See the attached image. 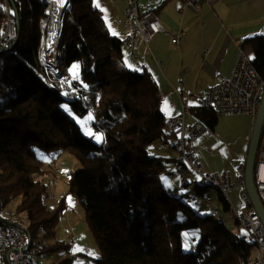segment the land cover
I'll return each instance as SVG.
<instances>
[{"label": "trees", "instance_id": "1", "mask_svg": "<svg viewBox=\"0 0 264 264\" xmlns=\"http://www.w3.org/2000/svg\"><path fill=\"white\" fill-rule=\"evenodd\" d=\"M12 2L19 29L0 53V209L19 198L16 211L26 214L32 236L40 225L43 236H53L57 211L42 201L47 186L39 179L43 162L34 149L64 150L81 165L68 174V183L100 250L98 264H252L255 242L237 220L234 231L212 213L198 215L162 182L167 158L146 150L170 137L158 88L148 71L124 66L123 40L97 27L102 16L92 0H70L64 11L58 76L39 59V20L46 4ZM8 15L14 19L10 0H0V40ZM241 46L251 48V62L264 77V30ZM64 105L75 117L91 114L92 136L82 133ZM192 111L214 129L219 119L214 110ZM94 135L102 138L95 141ZM205 189L200 184L195 191ZM218 200L229 210L223 196ZM190 230L199 237L194 241L188 234L194 242L185 250L181 233ZM61 247L57 242L42 251ZM71 262L65 257L56 264Z\"/></svg>", "mask_w": 264, "mask_h": 264}, {"label": "crops", "instance_id": "2", "mask_svg": "<svg viewBox=\"0 0 264 264\" xmlns=\"http://www.w3.org/2000/svg\"><path fill=\"white\" fill-rule=\"evenodd\" d=\"M121 1L125 6L126 2ZM139 2L142 4L140 5ZM137 5L141 11L146 8L155 9L164 32L151 37L147 44L138 39L134 47V56L131 55V47L126 42L125 59L128 64H133L129 69L142 67V70L150 73L158 88L161 110L166 119L179 114L181 104L184 103L189 107L188 112L185 113V124L191 125L197 120L193 116L192 109L198 107L193 95L203 93L211 87L215 83L216 75L228 76L234 67L240 44L246 38L264 30V0H211L198 11L191 8L180 10L178 0H138ZM122 26L114 31H109L107 27V31L110 35L125 40L128 32L126 20ZM175 35L176 42H172ZM240 115H242V123H234L233 117L238 115L226 116L227 119L222 122L223 124L218 119L214 129L207 128L195 141L196 157L200 163V159L202 160L203 169L210 173L228 171L232 181L237 180L240 174L239 163L245 161L255 118L248 114ZM236 128H239L241 133L239 136L237 133L234 137L232 132ZM232 146L237 147L235 154ZM158 152L161 157L167 158L164 161L162 175L165 177H162V182L168 190H181V186H186L188 180L182 184L180 178L172 172L173 169L177 170L174 163L175 149L173 146L164 147ZM213 158L225 162L223 169L211 167L214 165ZM171 162L173 165L169 168L168 164ZM233 165L234 169H232ZM189 173L190 171L187 176ZM230 192L232 196L241 198L238 188H231L228 195ZM207 199L204 203L198 204L210 205L211 213L213 206L219 208L217 202L209 198L210 203H208ZM229 203L236 209L230 199ZM228 211L234 224L232 211L230 208ZM217 216H220V212ZM222 219L230 227L228 218Z\"/></svg>", "mask_w": 264, "mask_h": 264}, {"label": "built area", "instance_id": "3", "mask_svg": "<svg viewBox=\"0 0 264 264\" xmlns=\"http://www.w3.org/2000/svg\"><path fill=\"white\" fill-rule=\"evenodd\" d=\"M124 1L126 4L123 10V16L128 25V32L125 40L131 47V55L134 56V47L138 39H141L147 44L151 37L164 32V27L158 15L152 9L146 8L141 11L137 5L138 0ZM178 1L180 3V10L191 8L194 11L200 10L202 6L211 2V0ZM43 2L46 4L44 8L46 9V17L40 18L41 37L39 50L42 58L43 34L49 26V21L53 15L51 8L52 0H43ZM62 17L63 14L59 20V26L62 23ZM8 19L10 23L8 28H10V31L7 32V41L15 36L14 19L9 15ZM172 42H176V35L172 38ZM241 44L238 48L237 58L231 73L228 76L222 74L216 75L215 83L211 87L203 93L193 95L198 107L214 110L220 116L240 114L256 115L264 92V77L254 67L250 56L245 53ZM54 67L56 70L52 71V73L58 76V68H56V65H54ZM188 110L189 107L182 103L181 112L167 119L168 134L174 142H180V149H175L177 153L175 164L178 170L183 171V162H191L192 171L197 173L199 178L219 181L224 190H230L231 188H238L240 190L243 205L237 210L239 215L238 223L254 240L256 249H259V259L256 264H264V226L257 212L254 210L245 189L243 178L245 162L242 161L239 163L238 170L240 174L235 181H232L231 174L228 171L214 173L206 172L196 157L195 141L207 130V126L200 120H196L191 125H186L185 113H187ZM187 173L188 171H183V179L187 176ZM254 184L256 192L264 207V124L256 155ZM207 202L210 203L209 199H207ZM1 211L0 209V216L4 221V230H0V243H4V236H11L13 239V246L6 247V250L12 252V264H31L29 253L22 252V245H25L23 231L16 227V224L9 223L8 217L3 216ZM216 213H219L218 207H216ZM75 239L76 237L72 236L73 242ZM68 254L72 261H80L82 264H85V259L72 255L71 253Z\"/></svg>", "mask_w": 264, "mask_h": 264}, {"label": "rangeland", "instance_id": "4", "mask_svg": "<svg viewBox=\"0 0 264 264\" xmlns=\"http://www.w3.org/2000/svg\"><path fill=\"white\" fill-rule=\"evenodd\" d=\"M92 3L96 8L100 10L102 16L103 25H98L97 27L101 31H105L107 27L109 31L119 30L118 28H122L125 24V20L122 18L123 12V1L121 0H92ZM141 5L142 3L139 2ZM9 22L5 24L4 20V31L7 32L6 28L9 27ZM17 31V30H16ZM18 32V31H17ZM7 41V40H6ZM126 41L123 39L122 44V53H123V64L128 67L125 61L124 51L127 55ZM129 46V44H127ZM57 47V46H56ZM7 46H2L1 50L3 51ZM57 51V50H56ZM58 53V51H57ZM245 53L250 54L251 48L246 47ZM43 60V58H41ZM58 60V58H57ZM74 65H78L77 63L72 64L73 74L77 71L78 68L73 69ZM133 65V64H132ZM129 68V67H128ZM135 69V68H132ZM139 71L143 68L139 67ZM63 109L67 111L70 115H72L68 108L64 105ZM241 116V117H240ZM75 121L81 128L82 133L85 136H92L93 130L89 125V115L85 118H79L72 115ZM219 122H225L227 119L226 116H219ZM234 123L240 124L243 122L242 115L234 116ZM223 124V123H222ZM221 127V125H220ZM91 132L92 135H88ZM238 133L240 135L241 131L239 128L233 130L232 135L235 137ZM98 135H94L93 138L95 141ZM167 142L171 145L174 144V140L172 138H167ZM165 146L162 143V140L154 141L150 145L147 146L146 150H148L152 155L161 156L159 154V150L163 149ZM170 148V147H165ZM174 148V147H173ZM236 146H232V151L235 154ZM36 154L43 162L44 173L39 176V179L47 186L46 194L43 196L42 201L44 205L48 209H52L57 211V223L53 229V236H42L40 238L41 247L47 245H54L55 243H59L62 247L57 250H49L41 252L39 255L35 256L31 260V264L43 263V264H56L59 260L65 257H70L68 253L72 255L78 256L81 255L80 258L87 259L88 264H98L97 258L100 257V250L98 248L97 242L93 236L92 231L88 227L86 218H85V210L83 206L79 203L76 195L71 191L70 185L68 183V174L73 172L81 167L79 161L64 150H56L49 153H44L37 149H34ZM97 154L96 152H91V155ZM174 155V154H173ZM173 155L171 157H173ZM177 158V153L176 157ZM173 159V158H172ZM201 163L202 160L200 159ZM208 163V162H207ZM211 167H215L217 169H223L225 166V162L222 160H218L216 158L212 159ZM173 162L168 164V167L171 168ZM210 165V164H209ZM234 169V165L232 166ZM177 177H180V174L176 169L172 171ZM164 178L165 175H161V178ZM188 184L186 186H181L182 189H171V192H174L176 196L180 199L184 200L198 215H206L210 214L211 210L208 206H201L198 203H204L207 197L211 200H214L219 204V212L220 216L215 217L217 220H223L222 218H228V224L230 225V229L236 230V227L233 224L229 217V211H225L221 208L220 203L218 202V198L221 196L219 191L211 186H206V189L200 193L195 191L197 185L199 183V175L190 170L189 176H187ZM181 181V179H180ZM238 191V190H237ZM231 203L238 210L242 205V197L240 196H232V193L228 195ZM196 199V200H195ZM20 203V199L13 200L10 204H8L4 209H2L1 214L3 216H7L8 211L16 210L17 205ZM17 219L23 222L25 225H28V221L26 218V214L24 212L18 213ZM235 220V218H234ZM193 232V233H192ZM188 234H193L196 241L199 237L198 232L196 230L184 231L181 233L182 238V246L185 250L190 249V246L193 245L194 241H191L190 236ZM72 236H75L76 239L74 242L72 241ZM38 241H35V243ZM187 245V247H186ZM89 253H94L95 255H90ZM255 254V250H254ZM70 264H82L79 261H72Z\"/></svg>", "mask_w": 264, "mask_h": 264}, {"label": "bare ground", "instance_id": "5", "mask_svg": "<svg viewBox=\"0 0 264 264\" xmlns=\"http://www.w3.org/2000/svg\"><path fill=\"white\" fill-rule=\"evenodd\" d=\"M70 0H52L51 2V8L53 11V15L51 20L49 21V26L44 31L43 38H42V56L39 50V59L41 62L46 66L47 70L52 73V71H55L54 65L57 66V44L61 32L62 23L59 26V20L61 18V15L63 14L64 10L66 9L68 3ZM42 17H46V9H44V13ZM63 18V17H62ZM5 24L9 22L8 16L4 19ZM59 28V31H58ZM39 29H40V37H41V20H39ZM7 32L10 31V28H6ZM7 32L3 33L2 40H0V45H4L6 43L7 38ZM14 32L16 35V23L14 19ZM58 32V34H57ZM40 46V45H39ZM54 63V65H53ZM220 116V115H219ZM167 125V131H168V123ZM163 140V145L165 147H171V145L167 142L165 138L161 139ZM174 149H180V142H174L173 144ZM176 165V164H175ZM177 168V165H176ZM178 170V168H177ZM192 171V163L191 162H183V171ZM183 171L178 170V173L180 174V178L183 179ZM199 183L204 186H211L219 191L220 195L225 198L229 202L228 199V191L224 190V188L221 187V182L216 180H205L202 178H199ZM209 199V198H208ZM229 208L232 211V215L239 222V215L238 211L234 209L230 203ZM17 211L16 210H10L7 213V217L9 220V223L16 224V227L21 229L23 231V236L25 238V245H22V252H28L29 253V260H32L35 256L39 255L42 251V247L40 244V238L44 234V228L43 226H39L38 232L35 236H32L30 230L28 229L27 225H25L23 222L19 221L17 219ZM212 214L216 217L218 213H216V206H213ZM0 230H4V221L2 217L0 216ZM35 241H38L35 243ZM13 246V239L11 236H4V243H0V264H12V252L9 250H6V247H12ZM259 259V249H256V257L252 264H256V262ZM38 264V263H36ZM42 264V263H40ZM85 264H88V260L85 259Z\"/></svg>", "mask_w": 264, "mask_h": 264}, {"label": "water", "instance_id": "6", "mask_svg": "<svg viewBox=\"0 0 264 264\" xmlns=\"http://www.w3.org/2000/svg\"><path fill=\"white\" fill-rule=\"evenodd\" d=\"M10 2H11L12 7L14 9V19H15V23H16V30L18 31L19 28H18L17 12L15 10V7H14L12 0H10ZM63 14H64V12H63ZM1 47H0V53L2 52ZM7 49H8V47H7ZM263 124H264V92H263V95L261 97V102H260L259 108H258L257 113H256L255 118H254V123H253L252 133H251V137H250V141H249V145H248L247 155H246V158L244 161L245 162V168L243 171V176H244L243 178H244V184H245V189H246L247 195L249 197V200H250L254 210L257 212V214H258V216H259V218H260V220L264 226V207H263L261 200H260V198L256 192L255 184H254V172L256 169V155H257V150H258L259 143H260Z\"/></svg>", "mask_w": 264, "mask_h": 264}, {"label": "snow or ice", "instance_id": "7", "mask_svg": "<svg viewBox=\"0 0 264 264\" xmlns=\"http://www.w3.org/2000/svg\"><path fill=\"white\" fill-rule=\"evenodd\" d=\"M113 34H115V33H113ZM125 63L127 64V61H125ZM128 67H132V65H130V64H128ZM76 68H78V65H74L73 66V69H76ZM89 119H91V114L89 115ZM88 135H92V133L91 132H89L88 133ZM102 137H100L99 135L96 137V139L99 141L100 139H101ZM186 247H187V245H186ZM90 255H95L94 253H89Z\"/></svg>", "mask_w": 264, "mask_h": 264}]
</instances>
